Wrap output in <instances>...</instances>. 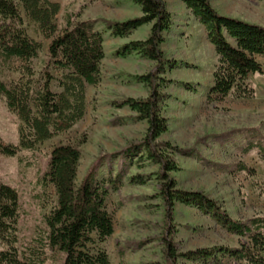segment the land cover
Segmentation results:
<instances>
[{
	"label": "rangeland",
	"instance_id": "rangeland-1",
	"mask_svg": "<svg viewBox=\"0 0 264 264\" xmlns=\"http://www.w3.org/2000/svg\"><path fill=\"white\" fill-rule=\"evenodd\" d=\"M60 6L54 18L57 33L46 38L26 15L18 2L28 35L42 46L34 64V85L44 82L53 40L73 23L92 21L104 38L105 59L101 67V82L87 87L86 115L67 132L39 145L35 150L21 149L15 157L0 154V181L18 191L19 219L17 249L26 264H64V256L47 246L46 219L57 205L55 189L45 179L49 172L50 155L60 145L78 147L81 151L78 184L102 155H115L101 167L100 179L111 169L115 177L122 164L127 167L120 192H111L107 210L114 222V235L96 247L105 250L111 264H168L163 238L167 232L166 209L159 198V166L148 160L145 150L133 157L122 153L143 142L148 124L137 121L128 107L118 109L125 99H146L150 89L136 78L155 70L156 64L137 54L121 58L117 52L130 42L146 40L151 26L139 29L125 39L114 38L109 23L124 22L140 16L141 9L131 0H49ZM173 16L171 33L165 34L162 46L167 59L178 66L167 68L168 81L164 93L169 97L164 116L169 131L159 143L191 151L175 154L181 171L172 173L177 188L201 192L217 201L234 220L247 221L264 217V162L258 150L247 155L242 148L250 141L264 142V74L249 78L255 89L253 99L228 97L221 103L208 101L218 57L207 39L204 28L190 16L181 2L165 0ZM224 16L264 27V0H209ZM138 7V8H137ZM140 9V10H139ZM264 68V59H260ZM25 64L13 59L0 65V82L11 84L24 74ZM49 72L57 80L63 72L51 66ZM191 83L197 93L186 91L180 84ZM52 89L62 92L58 82ZM23 123L12 113L0 96V139L3 145L17 147ZM256 130L251 136L248 133ZM255 137V138H254ZM246 165L255 176L238 173L237 166ZM139 182H136L135 179ZM174 241L180 253L227 246L237 248L241 239L227 233L211 217L180 204L176 205L172 223ZM96 239V237H94ZM90 247H93L90 245ZM123 253V256L121 255ZM178 264H204L179 260ZM219 264H247L221 261Z\"/></svg>",
	"mask_w": 264,
	"mask_h": 264
},
{
	"label": "trees",
	"instance_id": "trees-1",
	"mask_svg": "<svg viewBox=\"0 0 264 264\" xmlns=\"http://www.w3.org/2000/svg\"><path fill=\"white\" fill-rule=\"evenodd\" d=\"M177 1L183 3L190 16L204 28L219 58L208 101L221 103L230 96L240 100L253 99L255 89L248 81L251 76L264 74L260 63V59H264V27L221 15L209 0ZM18 2L27 17L49 39L57 33L54 18L60 12V6L49 0H0V65L13 59L25 64L24 74L18 81L11 84L0 82V96L5 98L9 110L23 123L19 146H5L0 139V154L8 157H15L21 149L35 150L84 119L87 87H96L101 82V67L105 59L104 38L95 29L94 22L73 23L67 19L66 28L49 48L44 82L36 88L34 64L42 46L30 39ZM131 3L141 9V16L109 23L111 35L125 39L140 28L151 26L150 35L144 41L125 44L117 56L125 58L137 54L156 66L153 72L136 78L150 89V95L146 99L128 98L116 106L118 109L128 107L136 114L137 121L148 124L143 142L128 147L122 156L133 157L145 150L148 160L159 166V198L166 209L167 232L163 242L168 264H178L179 260L204 264H219L223 260L264 264V217L234 220L217 201L201 192L178 189L171 177L172 173L181 171L175 154L191 152L158 142L169 131V120L164 116L169 99L164 93L168 85L164 76L167 68L173 70L178 66L169 61L162 50L165 34L171 33L174 26L173 16L165 0H131ZM51 66L63 72L62 79L57 80L51 75ZM55 81L62 92L53 91ZM180 85L188 92L197 93L191 83ZM248 133L255 136L256 130ZM253 150L259 151L264 162V142L250 141L241 153L247 155ZM114 159L115 155L100 156L78 184L79 148L60 145L50 155L49 172L45 179L55 189L57 205L46 219V241L50 250L63 254L64 264H111L108 253L96 246L104 244L114 235V222L107 210V201L111 192H120L127 167L122 164L115 177L109 169L107 177L100 179L103 164ZM236 171L256 175L254 170L243 164L237 166ZM133 180L139 182L137 178ZM177 204L211 217L227 233L241 239L239 246L180 253L171 227ZM19 205L18 191L0 181V264H26L20 259L16 247Z\"/></svg>",
	"mask_w": 264,
	"mask_h": 264
},
{
	"label": "crops",
	"instance_id": "crops-1",
	"mask_svg": "<svg viewBox=\"0 0 264 264\" xmlns=\"http://www.w3.org/2000/svg\"><path fill=\"white\" fill-rule=\"evenodd\" d=\"M173 1H176L177 2V0H173ZM179 2V1H178ZM136 6V5H135ZM138 8V7H137ZM140 10V9H139ZM141 12V11H140ZM140 16H141V13H140ZM139 16V17H140ZM146 26H144V27H142V28H145ZM142 28H140V29H142Z\"/></svg>",
	"mask_w": 264,
	"mask_h": 264
}]
</instances>
